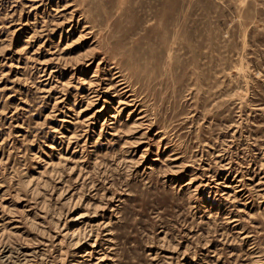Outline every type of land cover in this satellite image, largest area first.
<instances>
[{
  "label": "rangeland",
  "instance_id": "rangeland-1",
  "mask_svg": "<svg viewBox=\"0 0 264 264\" xmlns=\"http://www.w3.org/2000/svg\"><path fill=\"white\" fill-rule=\"evenodd\" d=\"M0 264H264V0H0Z\"/></svg>",
  "mask_w": 264,
  "mask_h": 264
}]
</instances>
